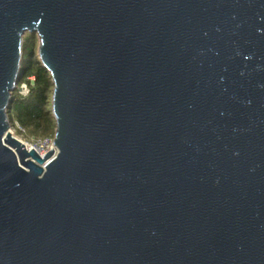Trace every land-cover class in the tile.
<instances>
[{
	"label": "water",
	"instance_id": "obj_1",
	"mask_svg": "<svg viewBox=\"0 0 264 264\" xmlns=\"http://www.w3.org/2000/svg\"><path fill=\"white\" fill-rule=\"evenodd\" d=\"M26 32L43 155L10 131ZM0 264H264V0H0Z\"/></svg>",
	"mask_w": 264,
	"mask_h": 264
},
{
	"label": "trees",
	"instance_id": "obj_2",
	"mask_svg": "<svg viewBox=\"0 0 264 264\" xmlns=\"http://www.w3.org/2000/svg\"><path fill=\"white\" fill-rule=\"evenodd\" d=\"M26 83L27 95L19 92V86ZM54 83L49 70L42 64L39 54L23 58L20 79L12 94L8 113L11 124L16 121L25 128L28 137H54L56 120L52 113Z\"/></svg>",
	"mask_w": 264,
	"mask_h": 264
},
{
	"label": "rangeland",
	"instance_id": "obj_3",
	"mask_svg": "<svg viewBox=\"0 0 264 264\" xmlns=\"http://www.w3.org/2000/svg\"><path fill=\"white\" fill-rule=\"evenodd\" d=\"M38 47H39V38L36 33H31V32H26L24 35V57L32 55L33 52L38 53ZM21 89H19L20 92ZM10 131L14 132V135L25 141L28 145L32 147H37L38 145V139L35 136L33 137H28L27 136V131L23 132L20 131L18 128L14 131V126L11 125ZM46 137V136H45ZM54 138V137H53Z\"/></svg>",
	"mask_w": 264,
	"mask_h": 264
},
{
	"label": "built area",
	"instance_id": "obj_4",
	"mask_svg": "<svg viewBox=\"0 0 264 264\" xmlns=\"http://www.w3.org/2000/svg\"><path fill=\"white\" fill-rule=\"evenodd\" d=\"M19 89L20 90V93L23 94V95H27L28 92H29V89H28V86L26 83H23L19 86ZM14 126V131L18 128L20 131H23L25 132V128L22 127L17 121L13 124ZM13 135H14V132H12ZM15 136V135H14ZM38 145L36 147L37 151L40 153V154H44L46 153L47 151H49L51 148L54 147V144H53V138L52 137H48V136H44V137H38ZM22 140V139H21ZM25 142V141H24ZM25 144L28 146V144L25 142Z\"/></svg>",
	"mask_w": 264,
	"mask_h": 264
},
{
	"label": "bare ground",
	"instance_id": "obj_5",
	"mask_svg": "<svg viewBox=\"0 0 264 264\" xmlns=\"http://www.w3.org/2000/svg\"><path fill=\"white\" fill-rule=\"evenodd\" d=\"M18 139H19V138H18ZM19 140H21V139H19ZM21 141H23V140H21ZM23 142H24V141H23ZM24 143H25V142H24ZM27 147H28V148H31L32 146L28 145Z\"/></svg>",
	"mask_w": 264,
	"mask_h": 264
}]
</instances>
